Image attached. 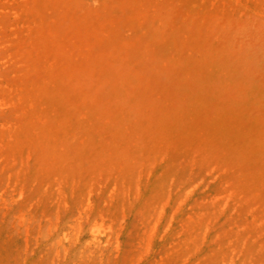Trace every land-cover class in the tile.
Returning <instances> with one entry per match:
<instances>
[{"label": "rangeland", "instance_id": "obj_1", "mask_svg": "<svg viewBox=\"0 0 264 264\" xmlns=\"http://www.w3.org/2000/svg\"><path fill=\"white\" fill-rule=\"evenodd\" d=\"M5 50L0 264L264 261V0H0Z\"/></svg>", "mask_w": 264, "mask_h": 264}, {"label": "bare ground", "instance_id": "obj_2", "mask_svg": "<svg viewBox=\"0 0 264 264\" xmlns=\"http://www.w3.org/2000/svg\"><path fill=\"white\" fill-rule=\"evenodd\" d=\"M7 52H8L7 50H5L3 53L0 52V66H1L0 76L3 75V76L8 78V74L11 73L10 68L7 65L4 66L1 63V57L3 59ZM8 117H11V113L8 114ZM171 163H177L176 157L172 154L166 159L165 170H163L158 175L154 174V175H151L148 179L146 178L147 180L146 179L143 180V191L142 192L154 193V192H158L160 189L164 188V185L167 181L168 173H170L169 165H171ZM180 179H182V178L180 177ZM181 182L185 186L186 181H181ZM154 190H157V191H154ZM82 197L81 198L80 197L73 198L72 204L68 205L69 206L68 208L72 211V209H75L76 207H78L81 204L82 209L84 208L86 211H87V209L90 210V201H85V203H84L83 199L84 200H86V199L84 197L83 198ZM92 213H93V210H92ZM52 254H54V255L59 254V250H54L53 248H51L47 244L41 245V246H39V250H38V252H36L35 255L26 256V259H25L26 262L25 263L26 264H47V262L54 259ZM79 254H80V252H78L76 256H79ZM253 257L254 256L251 255L250 260L252 261V263H248L246 261H241L240 264H255ZM259 260H260V262L257 264H264V261L261 257L259 258Z\"/></svg>", "mask_w": 264, "mask_h": 264}]
</instances>
